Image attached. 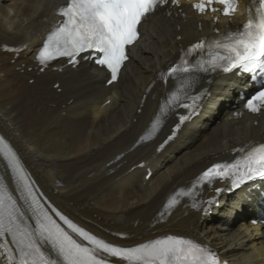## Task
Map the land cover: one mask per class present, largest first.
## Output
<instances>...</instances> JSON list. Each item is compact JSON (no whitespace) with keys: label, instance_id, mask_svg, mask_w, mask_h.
<instances>
[{"label":"bare ground","instance_id":"bare-ground-1","mask_svg":"<svg viewBox=\"0 0 264 264\" xmlns=\"http://www.w3.org/2000/svg\"><path fill=\"white\" fill-rule=\"evenodd\" d=\"M64 2L0 0V137L16 153L49 214L59 220L54 208L121 247L172 235L199 243L220 263L264 264V230L237 209L254 204L262 184L230 194L227 189L215 194L219 184L202 186L165 207L207 166L231 160L235 148L264 140V112L239 113L240 80L218 74L199 78L190 89L204 90L199 114L160 152L159 144L176 122L173 113L152 130L174 87L170 80L163 85L160 72L186 46L216 30L234 31L240 19L213 25L186 6L147 16L117 82L105 87V72L87 61L75 68L57 61L42 71L33 61ZM0 180L24 208V182L2 155ZM205 207L215 218L203 212Z\"/></svg>","mask_w":264,"mask_h":264},{"label":"snow or ice","instance_id":"snow-or-ice-1","mask_svg":"<svg viewBox=\"0 0 264 264\" xmlns=\"http://www.w3.org/2000/svg\"><path fill=\"white\" fill-rule=\"evenodd\" d=\"M169 2L178 6L180 0H67L58 12L64 20L48 36L37 59L41 64L57 57H68L70 62H75L81 53H98L96 63L106 66L111 72V80L115 81L127 59L126 47L139 38L138 26L149 14ZM213 3L223 5L224 16H230L237 8V0H201L193 7L203 13L206 6ZM217 10L211 8L213 12ZM194 54H198L197 58L190 60ZM217 69L226 72L238 69L253 79L257 75L264 76V0H253L242 29L191 45L182 52L174 66L161 73L165 80L172 77L176 85L160 106V115L155 118L152 130L170 109L193 107L199 97L192 96L189 90L198 79L196 74ZM185 97L192 99L193 105L184 103ZM245 107L253 113L264 108V84L247 99ZM186 118L181 116V122ZM0 155L24 182L31 213L26 215L0 180V260L3 264H218L216 255L209 249L190 239L172 235L134 247L105 242L52 208L69 232L33 195L16 153L2 137ZM257 177L264 178V144L252 147L235 163L214 164L198 177L192 188L173 194L165 207L172 208L179 202L178 197H192L197 186L211 184L217 178H232L233 185L238 187ZM192 206L197 207L195 203Z\"/></svg>","mask_w":264,"mask_h":264},{"label":"rangeland","instance_id":"rangeland-1","mask_svg":"<svg viewBox=\"0 0 264 264\" xmlns=\"http://www.w3.org/2000/svg\"><path fill=\"white\" fill-rule=\"evenodd\" d=\"M215 216H216V214H214V215H213L212 217H210V218H213V217L215 218Z\"/></svg>","mask_w":264,"mask_h":264}]
</instances>
